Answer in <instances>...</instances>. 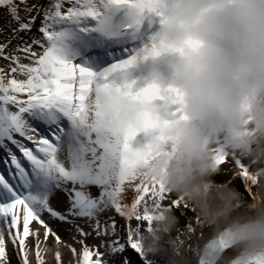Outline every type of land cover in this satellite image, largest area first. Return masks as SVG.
<instances>
[{"label":"snow or ice","instance_id":"obj_1","mask_svg":"<svg viewBox=\"0 0 264 264\" xmlns=\"http://www.w3.org/2000/svg\"><path fill=\"white\" fill-rule=\"evenodd\" d=\"M156 2L0 0V264H140L127 253L142 252L153 222L145 209L186 206L141 171L157 155L147 134L165 141L166 125L188 119L179 86L151 80L138 63L158 27ZM112 96L155 101L168 119L119 125ZM61 117L90 145L72 167L59 157ZM215 158L222 181L235 167L249 180L226 145ZM39 173L59 190L36 195Z\"/></svg>","mask_w":264,"mask_h":264},{"label":"clouds","instance_id":"obj_2","mask_svg":"<svg viewBox=\"0 0 264 264\" xmlns=\"http://www.w3.org/2000/svg\"><path fill=\"white\" fill-rule=\"evenodd\" d=\"M158 27L152 41L138 50L146 75L167 85L168 74L183 92L180 107L188 119L174 120L147 134L157 153L141 167L208 221L230 229L235 257L227 264L264 260V0H157ZM192 42V43H190ZM155 45V47H153ZM119 125L141 124L145 114L168 119L155 101L127 96L107 101ZM218 145H226L249 172L251 196L232 186L217 187L212 177ZM239 174L238 167L230 168ZM151 232L176 224L171 209L147 208Z\"/></svg>","mask_w":264,"mask_h":264},{"label":"bare ground","instance_id":"obj_3","mask_svg":"<svg viewBox=\"0 0 264 264\" xmlns=\"http://www.w3.org/2000/svg\"><path fill=\"white\" fill-rule=\"evenodd\" d=\"M74 126L78 130L69 129L59 142V157L67 167L79 161L90 147L83 128L75 123ZM221 175L222 171L212 177L217 187L232 186L240 193L251 196V185L246 177L229 170L227 175L230 179L222 181ZM37 179L39 183L33 187L36 195L50 196L53 191L59 190L54 176L39 173ZM89 190L93 194L97 192L94 183L89 186ZM170 209L176 218L175 226L170 230H157L150 238L149 246L143 245L142 252L137 255L129 251L127 254L134 260L138 261L139 256L140 264H227L235 257L234 241L227 226L206 220L191 206H173ZM142 232H151L146 222ZM88 243L94 242L89 240Z\"/></svg>","mask_w":264,"mask_h":264},{"label":"rangeland","instance_id":"obj_4","mask_svg":"<svg viewBox=\"0 0 264 264\" xmlns=\"http://www.w3.org/2000/svg\"><path fill=\"white\" fill-rule=\"evenodd\" d=\"M238 161V160H237ZM244 193H246V192H244ZM245 195V194H244ZM246 196V195H245ZM246 197H249L248 195L246 196Z\"/></svg>","mask_w":264,"mask_h":264}]
</instances>
